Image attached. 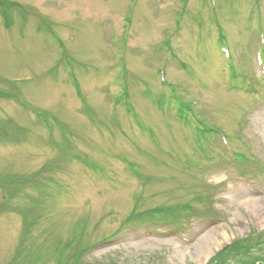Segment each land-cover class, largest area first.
Segmentation results:
<instances>
[{
    "label": "rangeland",
    "instance_id": "rangeland-1",
    "mask_svg": "<svg viewBox=\"0 0 264 264\" xmlns=\"http://www.w3.org/2000/svg\"><path fill=\"white\" fill-rule=\"evenodd\" d=\"M263 225L264 0H0V264H264Z\"/></svg>",
    "mask_w": 264,
    "mask_h": 264
},
{
    "label": "bare ground",
    "instance_id": "bare-ground-1",
    "mask_svg": "<svg viewBox=\"0 0 264 264\" xmlns=\"http://www.w3.org/2000/svg\"><path fill=\"white\" fill-rule=\"evenodd\" d=\"M223 238L225 242L228 241V237L226 236V234L223 235ZM207 243H208L207 241H204L201 247L199 248V251L196 252L195 257L198 264H203L204 261L208 259L213 253L211 248H209V246L207 245ZM216 246H218V242H216Z\"/></svg>",
    "mask_w": 264,
    "mask_h": 264
}]
</instances>
